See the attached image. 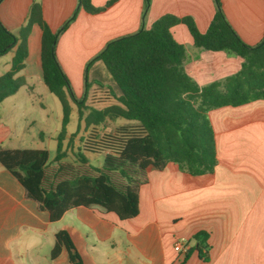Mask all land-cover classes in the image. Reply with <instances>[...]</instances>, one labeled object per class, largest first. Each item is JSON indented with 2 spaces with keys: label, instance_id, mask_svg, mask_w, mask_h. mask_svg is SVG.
Wrapping results in <instances>:
<instances>
[{
  "label": "crops",
  "instance_id": "crops-1",
  "mask_svg": "<svg viewBox=\"0 0 264 264\" xmlns=\"http://www.w3.org/2000/svg\"><path fill=\"white\" fill-rule=\"evenodd\" d=\"M37 1L52 31L78 6L77 0ZM107 1L91 3L102 7ZM33 2L2 0L4 27L17 33L26 25ZM222 9L246 44L262 41L264 0H223ZM214 12L213 0H150L146 12L144 0H117L98 14L80 9L57 38L56 59L69 81L88 75L90 69L94 75L101 71L100 61L87 64L109 41L148 29L163 15L191 17L203 33ZM170 32L186 49L184 70L198 86L223 81L240 69L238 56L196 48L184 24L172 26ZM40 37V27L33 24L26 39L24 68L14 75L27 98L8 101L19 87L0 103V148L28 149L29 142L38 141L37 149L47 150L48 162L54 164L60 132L48 133L35 126L54 118L42 98L50 92L41 78ZM16 47L0 56V77L10 70ZM34 109L41 111V122L32 116ZM207 115L215 141L213 170L193 176L174 163L161 170L148 166L139 186L138 214L130 219L121 220L100 207L79 206L52 222L40 203L27 197L16 177L0 164V264H72L64 246L51 257L55 235L62 230L68 233L81 264H264V100L217 107ZM61 116L57 114L62 124ZM72 136L65 132L62 138V161L77 164L76 158L68 159L81 147L80 141L71 144ZM53 138L55 154L50 158L47 146ZM81 153L90 163V152ZM200 231L207 235V260L198 257L192 238ZM180 239L188 244L185 259V254L173 249Z\"/></svg>",
  "mask_w": 264,
  "mask_h": 264
},
{
  "label": "trees",
  "instance_id": "trees-1",
  "mask_svg": "<svg viewBox=\"0 0 264 264\" xmlns=\"http://www.w3.org/2000/svg\"><path fill=\"white\" fill-rule=\"evenodd\" d=\"M116 1L108 0L102 7H95L91 0H77V8L57 31H52L42 18L37 0L30 8L26 25L17 33L7 30L0 21V56L17 46L10 70L0 77V103L21 86V80L14 75L24 68L26 39L31 26L37 24L41 30V78L59 101L62 124L66 125L69 99L83 107L90 83L85 74L84 98L77 100L56 59L57 38L80 9L98 14ZM213 2L215 12L203 33L191 17L163 15L148 29L142 27L109 41L88 62L87 67L100 61L119 90L117 103L90 108L84 117L88 133L80 140V151L103 154L100 167L91 165L80 151L75 155L77 164L62 161L63 128L57 138L54 164L48 162L45 149L0 148V164L16 177L27 197L48 212L50 221L59 220L65 211L79 206L100 207L121 220L135 217L139 186L145 181L148 166L161 170L174 163L193 176L213 170L215 141L208 111L264 100V37L257 45L246 44L227 21L223 0ZM149 4L150 0H144V12ZM179 23L186 26L196 48L238 56L242 59L240 69L223 81L198 86L184 70L186 49L170 32ZM116 118L134 123L113 132L99 130L106 119ZM192 238L198 257L207 260V235L200 231ZM61 246L67 249L70 263L81 264L64 230L55 235L51 257L58 254ZM188 254L187 251L184 259Z\"/></svg>",
  "mask_w": 264,
  "mask_h": 264
},
{
  "label": "rangeland",
  "instance_id": "rangeland-1",
  "mask_svg": "<svg viewBox=\"0 0 264 264\" xmlns=\"http://www.w3.org/2000/svg\"><path fill=\"white\" fill-rule=\"evenodd\" d=\"M100 70L96 71L94 75H92L93 71L90 69L88 71L87 79L90 83V86L87 90V93L85 94V102L83 107L79 108V105L69 99L70 104V116L69 121L66 125L61 124V121L57 119V114L62 115V109L60 106L59 101L57 98L51 94L48 93L47 97L44 95L42 96L43 101L48 103L49 110L53 111V117L49 123L47 124H41V125H35L36 129L42 128L43 131L51 133L54 132V129H56L58 132L65 131L68 134H73L71 144L77 145L84 136L87 135V131L84 124V117L89 112L90 108H103L107 105L117 103V100L115 96L119 95V90L115 86L113 80L111 79L110 75L104 68L103 64L100 62ZM85 75L82 77H71L72 81H69L70 89L72 93L74 94L75 98L77 100L84 98L85 93ZM25 90L24 87H20L18 92L9 97L8 101L15 102V101H21L27 98L26 95H24ZM9 105V104H8ZM7 110H11L10 106H8ZM38 110V109H37ZM33 110L32 116H34L37 120V122H41L40 118L42 119V116L39 112L40 110ZM5 112V111H4ZM62 117V116H61ZM62 120V119H61ZM133 121H127L123 118H116V119H106L105 122L99 126V130L104 132H113L115 129L119 128L120 126H126L129 124H133ZM47 134V133H46ZM40 143L38 141L29 142L27 145L28 149H37L39 148ZM47 149L50 152V158L54 156L55 154V139L48 141ZM75 159V156L72 154L68 155V159ZM90 163L94 166H100L103 160V154L101 153H90Z\"/></svg>",
  "mask_w": 264,
  "mask_h": 264
},
{
  "label": "built area",
  "instance_id": "built-area-1",
  "mask_svg": "<svg viewBox=\"0 0 264 264\" xmlns=\"http://www.w3.org/2000/svg\"><path fill=\"white\" fill-rule=\"evenodd\" d=\"M173 249L175 252L185 254L188 251V244L186 241L180 239L175 242Z\"/></svg>",
  "mask_w": 264,
  "mask_h": 264
}]
</instances>
